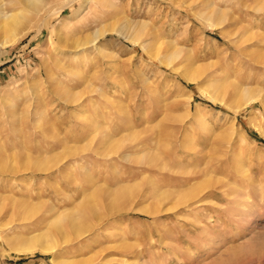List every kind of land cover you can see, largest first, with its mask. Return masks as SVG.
I'll return each mask as SVG.
<instances>
[{"label": "rangeland", "instance_id": "rangeland-1", "mask_svg": "<svg viewBox=\"0 0 264 264\" xmlns=\"http://www.w3.org/2000/svg\"><path fill=\"white\" fill-rule=\"evenodd\" d=\"M0 7V264H264V0Z\"/></svg>", "mask_w": 264, "mask_h": 264}, {"label": "bare ground", "instance_id": "bare-ground-1", "mask_svg": "<svg viewBox=\"0 0 264 264\" xmlns=\"http://www.w3.org/2000/svg\"><path fill=\"white\" fill-rule=\"evenodd\" d=\"M22 2H25V3H27V6H29V8L31 7V9H34V11H35V9H41L40 8V6L42 5L43 6V3L45 2V0H21ZM27 9V8H26ZM25 9V10H26ZM2 8L0 7V14H1V18H0V32H2V31H7V29L9 30H11V27L12 26H14V25H16V14L15 13H3L2 11ZM35 12H37V10L35 11ZM41 12V11H40ZM39 14V13H38ZM13 22H15V23H13ZM14 24V25H13ZM13 28H15V27H12V29ZM9 30V31H10ZM8 32V31H7ZM6 32V33H7ZM100 34H102L100 31H98V32H95V34H94V37L92 38V39H90L89 40V38L87 37V36H85L86 38H88V41H85V42H81V43H79L80 42V40L78 41V43H77V46H75V47H78V45H81L82 47H84L83 45H85V44H87V43H93V41L100 35ZM84 38V37H83ZM83 38H80V39H83ZM86 38H84L85 40H87ZM7 40V39H6ZM10 41H13L12 39H9V40H7V41H2L3 42V44L4 43H6V42H10ZM74 41H76V40H74ZM70 44V43H69ZM72 45V44H71ZM93 45V44H92ZM81 46H79V48L81 49ZM96 46V45H95ZM68 47V46H67ZM71 47V46H70ZM86 47V46H85ZM84 47V48H85ZM71 49V48H70ZM73 49H75V48H73ZM78 49V48H77ZM77 49H75V50H77ZM71 51H72V49H71ZM176 53V51H174L173 53H170V54H168L167 55V57L166 58H168L169 59V62L168 63H170L175 57H174V54ZM177 54V53H176ZM161 62H163L162 60H160ZM159 61V62H160ZM191 65V64H190ZM189 65V66H190ZM190 68V67H189ZM195 67L193 66V69H194ZM197 68V67H196ZM186 69H187V67H186ZM192 69V68H191ZM193 71V70H192ZM192 71H190V72H192ZM184 73L185 74V78L187 79V80H189V81H192V80H194L195 79V77H198V75L197 74H195V75H192L191 73ZM195 73H197V72H195ZM183 74V73H182ZM197 75V76H196ZM212 81V80H211ZM224 82V81H223ZM244 83V82H243ZM224 85H225V83H223ZM220 85V84H219ZM223 85V86H224ZM231 85H233V84H231ZM208 87H210V85L208 86ZM221 87V86H220ZM220 87H217V88H219L220 89ZM230 87V86H229ZM236 87V86H235ZM211 88V87H210ZM207 90H208V88H207ZM210 91V90H209ZM213 91V88H212V90L210 91V92H212ZM216 91V90H215ZM233 91V90H232ZM237 91L238 92H241V94L242 95H244V97H246L244 100H248V101H250V102H252L255 98H256V96H259V93L258 92H256V91H253L252 89H248V88H246V89H243V88H237ZM236 91V92H237ZM217 93L219 92L218 90L216 91ZM215 93V92H214ZM217 93H215V95L217 94ZM211 94H213V93H211ZM209 95L213 100H216L217 99V97L215 96H213V95ZM221 94V93H220ZM218 95H219V93H218ZM219 98V97H218ZM252 100V101H251ZM263 101V100H262ZM229 106H231V105H229ZM234 106V105H233ZM236 106V105H235ZM237 107V106H236ZM239 107V106H238ZM231 108H234V107H231ZM238 109V108H237ZM10 112V111H9ZM1 152V151H0ZM4 152V151H3ZM2 152V153H3ZM2 155V154H1ZM6 155V154H5ZM14 155V154H13ZM15 156V155H14ZM19 156V155H18ZM16 157V156H15ZM15 159V158H14ZM26 161H24V162H26V163H32V162H34L31 158H29L28 156H26V159H25ZM3 161V160H2ZM12 161V160H11ZM10 161V162H11ZM12 163V162H11ZM14 163V162H13ZM0 164H3V163H1V161H0ZM36 164H38V165H42V163L41 162H37ZM9 165H10V163H9ZM10 166H13V165H10ZM0 168H1V165H0ZM12 168V167H11ZM39 169H45V168H39ZM13 170V169H12ZM0 171H1V169H0ZM171 179V180H179V178H177V177H175V176H170V177H168V179ZM184 180H188V179H184ZM190 191V190H189ZM185 191V192H182V193H184V197H186V198H191V197H193L194 195H195V192L194 191ZM123 192H125V193H123ZM164 193H165V191H163L162 193H160L158 196H162V195H164ZM118 195H120L119 196V198H118V201H121V202H124V201H127V200H129V199H131V198H133V196H132V194L131 193H126V191H124V187L122 186V187H119L118 189H117V192L115 193V196H118ZM163 197V196H162ZM116 205V207H118L119 205H117V204H115ZM111 207L110 208H115V206H114V204H111L110 205ZM147 212H153V211H149V210H146ZM82 218V217H81ZM83 219V218H82ZM81 219V220H82ZM68 221H69V218H68ZM69 224V226H70V228H71V230H72V232L74 233V237H78V236H80V235H82L83 233H85L87 230H88V228L91 226H89V224H86L83 220L82 221H76V220H73V217L71 218V220L68 222ZM54 227H56V231L55 232H57V234H61V237H59V238H56V237H54L53 235H51V234H49V233H47V232H41V233H35L34 235H32L31 237H28V238H26V239H24L23 240V242H24V247H20V249H19V251H18V253L19 254H26V253H33V252H35L36 251V249L38 250V251H40L41 253H46V252H50V250L51 249H53V248H55V247H57V246H59V248H64V246H62V244H64V243H66V242H70L71 240H72V238H69L68 237V235H67V233L65 232L64 233V231L60 228V226H58L56 223H55V226ZM10 228V227H9ZM64 229V228H63ZM10 230V229H9ZM4 231V230H3ZM89 231V230H88ZM54 232V233H55ZM71 232V233H72ZM87 233V232H86ZM51 235V236H50ZM65 245V244H64ZM71 248V247H70ZM67 250V249H66ZM64 252V251H63ZM86 262V261H85ZM80 263V262H79ZM83 264V263H82Z\"/></svg>", "mask_w": 264, "mask_h": 264}]
</instances>
